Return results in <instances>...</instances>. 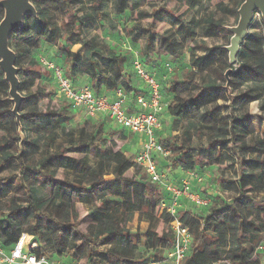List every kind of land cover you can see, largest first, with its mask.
Here are the masks:
<instances>
[{
	"label": "trees",
	"instance_id": "trees-1",
	"mask_svg": "<svg viewBox=\"0 0 264 264\" xmlns=\"http://www.w3.org/2000/svg\"><path fill=\"white\" fill-rule=\"evenodd\" d=\"M189 1L197 3V0ZM108 2L33 1L38 18L25 17L23 27L15 30L10 38V46L17 54L21 93L25 82L21 78L23 70L20 64L23 57L29 55L19 44L21 36L30 47L46 45L54 48L58 59L64 63L67 76L73 81L84 76L90 78L96 83L98 93L118 89L130 95L138 92L134 87V77L130 71L132 62L128 56L115 52L103 38L90 34L93 25L103 20L104 10L110 5ZM130 3L131 11H137L141 18L156 15V12L141 10L134 0H115V14L124 15ZM203 3L202 0L197 4L202 7ZM2 11L0 22L4 17ZM167 15L174 18V24L183 35L182 41L193 39L188 22L172 10ZM194 24L199 26L201 21L196 20ZM135 31L139 34L144 32L143 29ZM124 33L126 37H134L132 42H136L139 36L133 29L125 28ZM154 36L155 33H152V38L147 40L144 55ZM164 39L172 59H181L183 54L177 51L181 43L176 38ZM259 45L263 47L264 41L261 40ZM76 46L80 47L79 51H73ZM198 48L204 53L201 56L193 54L197 70H185L182 81H173L169 90L172 97L168 103L164 102L163 93V104L172 122L166 130L169 135L165 137L163 133L159 134L160 141L176 156L177 167L183 172L197 171L198 167L205 165V161H219L225 157L223 151L227 150L233 177L229 181L226 176H219L218 185L225 190L237 189L239 205H217V201L224 198L214 197L211 204L202 210L205 212L203 216L185 213L180 217L192 237L190 255L185 264H217L221 260L231 264H261L258 255L264 251V219L260 220L264 206H256L251 196L264 190V134L254 135L253 125L246 122L248 116L232 113L231 117L218 115L214 135L205 136L202 124L205 118L202 112L204 100L209 99L208 90L220 89L214 83H207L196 76L202 75L213 63L220 48L205 44H198ZM221 50L227 52L224 48ZM243 56L244 45L236 65L232 67L231 94L224 88L230 96V108L235 110L260 102L264 111V58L256 56L250 59L247 55L248 60H242ZM227 57L226 71L230 69L228 52ZM142 61L146 65L144 58ZM28 65L29 68H39L36 74L40 77V84L28 96L23 95L26 98L21 108L24 139L12 115L9 85L0 70V94L3 91L4 95H0V117L11 109L10 115L17 128V134H13L11 128L3 130L4 124L0 121V173L9 167L15 169L12 179H0V195L5 200L0 207V215L3 210L9 211V214L0 217V244L12 248L25 233L43 239L47 248L51 252L53 250V260H56L53 257L76 258L85 260V264H150L152 260L163 261L173 245L171 223L174 217L162 210V192L158 185L151 183L144 169L119 149L120 142L134 136L116 127L117 130H107L110 121L106 118H85L80 126L74 127L72 121L75 114L70 105L54 104L51 98L55 92L43 84L42 79L50 72L39 64L37 56L31 57ZM28 73L31 75V72ZM32 82H37L35 77H32ZM247 84L259 87L260 92L253 94L245 91L233 95L232 85L243 87ZM102 85L106 89H101ZM30 99H34L35 105L25 114L24 109ZM44 99H48V102H44ZM173 132H178L181 137L178 150L170 141ZM250 135L252 137L248 138ZM16 139H19L17 147L14 146ZM58 140L61 142L57 143ZM229 145L232 146L231 150H228ZM202 150L206 152L204 158ZM27 151L39 156L31 165L23 160ZM91 155L96 158L94 165L90 161ZM130 171L133 172L128 175ZM41 176L45 177L43 181L40 180ZM108 176L118 177L119 180L107 182L105 178ZM17 177L21 184L15 187L16 194L12 195L1 184L12 180L13 185ZM77 204L86 208L92 222L87 232L80 229ZM136 217L147 226L144 238L137 233L134 242L129 224ZM261 245L263 250L258 251ZM142 246L144 251H141ZM100 247L102 251L98 250Z\"/></svg>",
	"mask_w": 264,
	"mask_h": 264
},
{
	"label": "rangeland",
	"instance_id": "rangeland-1",
	"mask_svg": "<svg viewBox=\"0 0 264 264\" xmlns=\"http://www.w3.org/2000/svg\"><path fill=\"white\" fill-rule=\"evenodd\" d=\"M114 1L115 0H109L108 4L110 5L104 10L103 20L93 25V29L91 30L90 34L91 36H98L100 38H103L115 52L119 54H126L130 61H132L133 59L132 50L138 47V49L135 50L140 51L142 59L144 58L146 60V65H153L156 67V75L160 81L163 93L165 95V103H168L169 99L172 97V94L169 90L170 85L173 83V81H182L185 70H197L196 62L193 61V58H195V55L201 56L204 53L201 48H198V44H205V46L214 47L218 49L220 48V50L216 53V57L213 58V63L207 67L206 71H204L202 75L197 74L196 76V78L198 79L202 77V80L206 81L207 83H214L216 87H219L220 89V91L208 90L207 96L209 99L204 100L202 112L205 118L202 120V124L205 127V136L208 137L207 135H214L215 128L217 126L215 118H217L218 115H226L231 117L232 113H235L238 116H248V120L246 122L247 125H253L255 129L254 135L261 136L264 134V111L261 110V103L254 102L248 104L245 107H238L235 110H231L230 96L228 92L224 90L226 85L224 73L228 66V57L227 52L222 51L221 48L230 45V39L232 37V34L227 30L229 27H235L238 24V10L243 4L244 0H203L204 3L202 7L197 4L202 0H197V3L189 0H134L135 2L139 3L140 9L144 12H156V15L152 16L151 18H141L139 17L137 11L133 13L130 9L132 3L127 5V12L124 15L119 16L114 12ZM169 10L174 11V13H176L177 15H179V17L183 18L186 22L189 23L190 32H192V36H194L192 40L188 42L182 41L183 35L178 31V27L174 24V18H170V16L167 15V12ZM2 13L3 11L0 10V17ZM211 19L212 22L210 21ZM196 20L201 21V24L199 26L194 24V21ZM125 28L133 29L135 34H139V32L135 31L138 29H143L144 32H142V34H139L137 39L135 38L137 40L136 42H132L131 39H133L134 37H126L124 33ZM152 33H155V36L152 39L150 47L146 49L147 54L144 55V48L146 46V42L148 39L152 38ZM183 33L185 32L183 31ZM164 38H176L178 42L181 43V46L177 47V51H180L183 54V57L181 59H172L169 53L170 50L166 47V42ZM261 40L264 41V21L262 19V16L258 13L256 14L255 19L249 28V36L244 43V56L242 57V60H248L247 55L250 56V59L256 58V56H262L264 58V46L260 47L259 45V42ZM194 42H196V44H193ZM19 44L24 48L23 51L25 53H29V55H25L23 57V60L20 64V67L23 70V72L21 73V78L25 82V86L22 89V94L28 96L40 84V77H38V75L36 74L39 71V68H29L30 66L28 64L30 62L31 57L37 56L41 59L57 61L59 56L58 53L55 52L54 48L46 47V45H42V47L40 48L28 46L23 36H21ZM79 50V46L73 48V51ZM81 52H83V50H81ZM28 72H31V75ZM32 77L36 78V83L32 82ZM42 80L46 81L45 87L50 89L52 92H55V95H53L51 98L54 104L69 106V104L66 103L57 94L58 85L53 79V77H51L49 74H46V76H44ZM81 84L82 86L88 85L94 88L97 87L96 83L93 82L90 78L88 79L86 76L81 77ZM232 86L233 95H238L245 91H250L253 94L260 92L259 87L250 84H247L243 87H238L236 85ZM101 89H106V87L102 85ZM2 94L3 91L0 95L1 97H4V95ZM43 101L48 102V99H44ZM34 105V99H30L24 109V113L27 114V112L31 110ZM214 109H216V112H213ZM10 110L11 109L7 110L4 115L0 117V121L4 124L1 129L5 130L11 128L12 133L17 134V128L15 126L14 119H12L10 115ZM74 114L75 117L72 121V125L74 127H78L84 121L86 115L84 114L82 117V115L78 116V114H76L75 112ZM115 127L116 126L112 122H110V124H108L106 128L107 130H117ZM251 135L254 136L253 132L251 133ZM251 135L248 138H251ZM31 136L34 137L35 134L32 133ZM172 138L170 141H172V143L176 146L177 150L180 149L181 137L179 136V133L176 132V134L173 135ZM18 140L19 139H16V141H14L15 147L19 145ZM60 142V140L57 141V143ZM139 148V143L132 136L129 137L126 141H122L119 143V149H121L128 155L131 154V158H133L132 154L134 155L139 151ZM228 148V150H231L232 146L229 145ZM201 153L202 157L204 158L206 152L202 150ZM223 154L225 155V157H223L221 160L213 161L210 163L208 161H205V165L203 167L197 168L198 173L204 175L206 179L209 180V182H207L205 185L206 190L205 187H198V190H205L203 192V195L210 196L208 192H211V188L209 187L210 184H212L215 186L216 190L219 193H223L224 199L218 200L217 205H239V192L237 189L225 190L224 188H221L218 185L219 176L224 175L229 181L233 177L230 159L227 158L229 156L227 150H224ZM38 159V155H32L28 151L23 155V160L29 165H31L32 162H35ZM167 160V164L163 166V169L168 175L169 180H173V177L178 174L180 175V172L182 171L177 167L176 156L174 154H172V157L168 158ZM90 161L92 165L95 164L96 158L94 155L90 156ZM14 163H16V159H14ZM13 172L15 173V169L9 167L8 170L2 171L0 173V179H12V176L14 175ZM132 172L133 171H130L128 175H131ZM19 179L20 178L17 177V182L15 181L16 183H14L13 185H11L12 180H7L1 185L6 187L10 191V194L15 195V187L18 188L21 184V182H19ZM44 179L45 177L41 176L40 180L43 181ZM116 180H119V178L115 176H108L105 178V181L107 182H113ZM159 189L162 192L161 202L166 199L167 204L169 205L167 194L164 193L161 187H159ZM262 191L263 192L258 194L254 193L251 196L256 206L259 204L264 206V190ZM213 195L215 194L213 193ZM4 204L5 200L2 199L0 195V207ZM76 210L79 215L80 229L83 232H87L92 224L91 220L87 215V210L82 204H77ZM202 210H205V208ZM202 210L196 212L191 206L185 203L182 205V207L178 209L176 216L180 218L185 213H191L194 216H203L205 212H202ZM6 214H9V211L3 210L0 217ZM160 215L161 214H159V216ZM263 219L264 214L260 217V220ZM146 226L147 225L145 223H140L137 217L134 219L133 223L129 224L130 231L133 235L132 239L134 242H136L137 240V233H141V238H144V230L146 229ZM34 238L40 243L45 242L40 237ZM98 250L102 251L103 248L100 247V249L98 248ZM141 251H144L143 246L141 247ZM258 257L261 261V264H264V251H262L258 255ZM53 258L64 262L65 264H85L86 262L85 260L80 261L76 258Z\"/></svg>",
	"mask_w": 264,
	"mask_h": 264
},
{
	"label": "built area",
	"instance_id": "built-area-1",
	"mask_svg": "<svg viewBox=\"0 0 264 264\" xmlns=\"http://www.w3.org/2000/svg\"><path fill=\"white\" fill-rule=\"evenodd\" d=\"M132 54L131 72L134 83L139 82L144 88L143 90L136 88L139 93L135 100L139 109L135 113L129 112L128 94L122 89L113 92L112 96L104 95L98 93L94 87L77 86L76 82L66 75L64 63L60 59L53 61L38 57V61L53 75L58 85L57 94L70 105L72 111L82 112L86 115L85 118L96 120L106 118L119 130L132 134L138 143L140 141L139 151L132 155L133 162L144 169L151 183L161 187L167 194L169 205L164 199L162 210H166L174 217L171 223L174 232L172 248L166 252L163 261H152L150 264H185L186 258L190 255L192 237L188 227L176 216L178 209L185 202L195 211L202 210L211 204L214 197H223V193H219L215 186L210 184L211 192H208L210 196L203 195L209 180L196 170L186 171L179 183L169 180L163 166L167 164V159L172 154L161 143L159 134L166 135V127L170 126L172 117L163 104V91L156 75V68L143 63L139 50H132ZM196 187H205V190L200 191ZM26 236L27 234H22L12 248L0 244V264H65L51 259L52 252L45 242L39 245L26 243L24 241ZM261 250L262 245L258 248V251ZM217 264L231 263L221 260Z\"/></svg>",
	"mask_w": 264,
	"mask_h": 264
},
{
	"label": "water",
	"instance_id": "water-1",
	"mask_svg": "<svg viewBox=\"0 0 264 264\" xmlns=\"http://www.w3.org/2000/svg\"><path fill=\"white\" fill-rule=\"evenodd\" d=\"M34 0H0V8L4 10V17L0 22V70L4 75L6 83L9 85V97L13 104L12 115L16 118L18 132L24 139L21 124V108L26 99L20 91L21 81L17 68V54L10 46L12 33L23 27L25 17L38 18V12L33 4ZM260 14L264 21V0H244L238 10V24L235 27H229L228 31L232 34L230 45L224 47L229 53V65L225 73L226 86L229 90L231 85V74L237 63V57L240 53L245 40L249 36V28L252 25L256 14Z\"/></svg>",
	"mask_w": 264,
	"mask_h": 264
},
{
	"label": "crops",
	"instance_id": "crops-1",
	"mask_svg": "<svg viewBox=\"0 0 264 264\" xmlns=\"http://www.w3.org/2000/svg\"><path fill=\"white\" fill-rule=\"evenodd\" d=\"M130 71H131V69H130ZM65 72H66V69H65ZM51 77H53V75L50 73L49 74ZM67 75V74H66ZM45 80V79H44ZM43 80V84H45V82L46 81H44ZM75 82H76V85L77 86H82V84H81V78H77L76 80H75ZM136 82V81H135ZM137 83V84H136ZM136 83H134V87L135 88H138L139 90H143L144 88H143V86L139 83V82H136ZM86 86V85H85ZM57 88H58V86H57ZM137 89V90H138ZM101 94H104V95H108V96H112L113 95V92H110V91H107V90H101V92H100ZM139 92H135L133 95H130V94H128V108H129V112L130 113H135V112H137L138 111V109H139V106H138V104L136 103V100H135V97L137 96V94H138ZM75 113L76 114H78V116L79 115H82V117H83V113L82 112H80V111H75ZM83 119V118H82ZM85 119V118H84ZM82 121V120H81ZM166 126H164V128H165ZM167 129L166 130H168V128L169 127H166ZM118 129V128H117ZM175 133L173 132V135H174ZM167 135H169V133H166V135H165V137L167 136ZM139 146H140V141H139ZM133 155V154H132ZM129 156H131V154L129 155ZM185 175V172H180V175L178 174V175H175V177H173V180L174 181H177L178 183L181 181V179L183 178V176ZM197 188V187H196ZM198 189V188H197ZM184 204H185V202H184Z\"/></svg>",
	"mask_w": 264,
	"mask_h": 264
},
{
	"label": "bare ground",
	"instance_id": "bare-ground-1",
	"mask_svg": "<svg viewBox=\"0 0 264 264\" xmlns=\"http://www.w3.org/2000/svg\"><path fill=\"white\" fill-rule=\"evenodd\" d=\"M24 241H25L26 243H33V244H35V245H39V244H41V243L38 242L33 236H29L28 234H27V236L24 238Z\"/></svg>",
	"mask_w": 264,
	"mask_h": 264
}]
</instances>
